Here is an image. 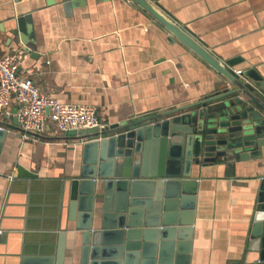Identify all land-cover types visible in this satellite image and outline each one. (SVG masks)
I'll return each instance as SVG.
<instances>
[{"label":"crops","instance_id":"crops-1","mask_svg":"<svg viewBox=\"0 0 264 264\" xmlns=\"http://www.w3.org/2000/svg\"><path fill=\"white\" fill-rule=\"evenodd\" d=\"M148 1L219 61L238 58L236 68L252 69L264 81V0ZM23 15L30 16L35 51L22 67L33 70L34 84L59 103L97 107L108 125L179 108L223 87L220 75L170 41L128 0H0V56L23 48L10 34ZM16 109L12 104L13 116L2 126L0 264L15 263L22 252L51 254L57 234L73 229L75 222L66 220L63 183L78 176L82 144L88 141L64 136L51 125L40 135L25 136ZM18 166L36 177L16 178ZM191 176L197 186L189 264H243L244 231L264 161L216 160L193 165ZM67 234L64 264H79V245L71 260Z\"/></svg>","mask_w":264,"mask_h":264},{"label":"water","instance_id":"water-1","mask_svg":"<svg viewBox=\"0 0 264 264\" xmlns=\"http://www.w3.org/2000/svg\"><path fill=\"white\" fill-rule=\"evenodd\" d=\"M128 1L157 22L170 41L220 75L223 87L133 122L65 132L76 141L88 140L82 144L78 176L63 183L66 220L74 227L57 234L53 253L22 252L13 264H64L67 233L71 260L79 245V264H189L197 186L191 167L234 158L264 161L262 78L252 69L242 73L238 58L219 61L148 0ZM29 22V15L19 16L10 34L30 54L35 50ZM5 125L0 122V151ZM15 177L36 175L18 166ZM246 226L243 264L264 263V176Z\"/></svg>","mask_w":264,"mask_h":264},{"label":"built area","instance_id":"built-area-1","mask_svg":"<svg viewBox=\"0 0 264 264\" xmlns=\"http://www.w3.org/2000/svg\"><path fill=\"white\" fill-rule=\"evenodd\" d=\"M28 54L23 48H17L0 56V120L11 119L14 104L16 120L25 136L40 135L49 125L61 133L105 127L97 107L63 104L43 94L33 82V70L22 67Z\"/></svg>","mask_w":264,"mask_h":264}]
</instances>
